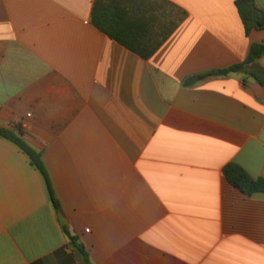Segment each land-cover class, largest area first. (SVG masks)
Wrapping results in <instances>:
<instances>
[{
  "label": "crops",
  "instance_id": "1",
  "mask_svg": "<svg viewBox=\"0 0 264 264\" xmlns=\"http://www.w3.org/2000/svg\"><path fill=\"white\" fill-rule=\"evenodd\" d=\"M96 1L0 0V128L41 154L59 205L0 137V264H264V192L223 172L264 180V56L184 85L264 30L246 34L236 0H159L186 16L143 59L92 24Z\"/></svg>",
  "mask_w": 264,
  "mask_h": 264
},
{
  "label": "trees",
  "instance_id": "2",
  "mask_svg": "<svg viewBox=\"0 0 264 264\" xmlns=\"http://www.w3.org/2000/svg\"><path fill=\"white\" fill-rule=\"evenodd\" d=\"M153 1L150 3L157 5L159 10L165 7L169 9V19L158 15L146 0H97L92 11V24L110 39L134 54L143 59H149L166 42L186 16L183 10L173 5L164 1ZM236 7L247 35H250L254 30H264V12L258 8L255 0H236ZM262 56H264V45L253 44L243 63L225 70L211 71L191 77L184 82V85L190 86L207 78L245 72L248 66ZM250 76L264 86V71L250 73ZM21 132L19 129L20 134ZM0 137L17 145L29 157L31 164L42 173L48 186L51 201L58 209V201L51 187L41 154L27 145L21 136L14 131L0 128ZM223 172L226 180L246 196L264 192V180L253 179L237 164H228ZM66 233L80 255L89 262L84 246L78 244L76 238L71 236L69 232L66 231Z\"/></svg>",
  "mask_w": 264,
  "mask_h": 264
},
{
  "label": "rangeland",
  "instance_id": "3",
  "mask_svg": "<svg viewBox=\"0 0 264 264\" xmlns=\"http://www.w3.org/2000/svg\"><path fill=\"white\" fill-rule=\"evenodd\" d=\"M261 63H264V60H263V62H261ZM255 69L257 70V69H260V68H259V67H256Z\"/></svg>",
  "mask_w": 264,
  "mask_h": 264
},
{
  "label": "built area",
  "instance_id": "4",
  "mask_svg": "<svg viewBox=\"0 0 264 264\" xmlns=\"http://www.w3.org/2000/svg\"><path fill=\"white\" fill-rule=\"evenodd\" d=\"M87 231H89V230H87Z\"/></svg>",
  "mask_w": 264,
  "mask_h": 264
}]
</instances>
